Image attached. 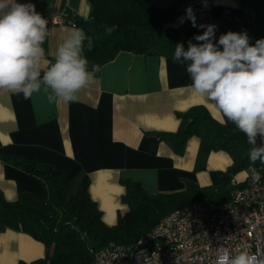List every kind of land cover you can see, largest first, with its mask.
<instances>
[{
	"label": "crops",
	"instance_id": "1",
	"mask_svg": "<svg viewBox=\"0 0 264 264\" xmlns=\"http://www.w3.org/2000/svg\"><path fill=\"white\" fill-rule=\"evenodd\" d=\"M149 1L168 8L173 0ZM17 2L34 4L48 21L43 47L46 60L52 63L67 30L78 28L74 23L87 19L91 10L88 0ZM54 16L60 17V23H52ZM183 20L179 17L177 22ZM211 20L219 34L248 33L252 12L240 0H212ZM172 57L120 51L100 66L93 83L69 104L50 102L43 89L28 99L0 92L2 197L13 202L21 192L45 196L42 180L16 160L60 168L68 190L71 185L78 188L87 177L90 199L108 226L128 211L121 201L125 192L121 181L137 182L150 194L179 192L189 185L212 187L216 177L233 164L228 152L191 136L177 154L156 135L177 131L180 120L176 114L192 106L204 107L218 122L222 118L211 103L193 92L186 65ZM246 174L244 170L232 176L242 182ZM45 252L44 244L27 233L0 231V264L29 263L43 258Z\"/></svg>",
	"mask_w": 264,
	"mask_h": 264
},
{
	"label": "trees",
	"instance_id": "2",
	"mask_svg": "<svg viewBox=\"0 0 264 264\" xmlns=\"http://www.w3.org/2000/svg\"><path fill=\"white\" fill-rule=\"evenodd\" d=\"M88 1L91 5L89 17L74 24L92 38L91 51L88 41L84 42L89 69L94 65L100 68L120 51L173 56L177 44L183 43L187 50L188 41L197 43L193 37L203 33L196 19V27L189 18L177 22L182 17L178 12L180 0H173L168 8L155 7L149 0ZM240 1L252 12L247 34L255 44L257 39L264 38V0ZM112 25L118 27L107 35L105 27ZM176 115L180 120L177 131L156 133L160 139L181 154L188 138L197 136L208 141L214 149L228 152L232 166L216 177L212 187L189 185L174 193L150 194L137 182L121 181L125 188L121 201L128 206V211L119 215L112 226L102 222L101 212L90 199L87 177L75 194H68V180L60 168L16 160V164L42 180L46 190L43 198L21 192L13 202L6 201L0 194V231H22L42 242L46 249L43 258L19 264H90L89 247L98 248L109 242L132 243L162 217L193 201H227L230 177L261 163L259 159L254 163L249 159L251 146L247 136L232 122H218L198 105Z\"/></svg>",
	"mask_w": 264,
	"mask_h": 264
},
{
	"label": "clouds",
	"instance_id": "3",
	"mask_svg": "<svg viewBox=\"0 0 264 264\" xmlns=\"http://www.w3.org/2000/svg\"><path fill=\"white\" fill-rule=\"evenodd\" d=\"M196 27L192 9H187ZM117 25L105 27L111 35ZM202 34L175 46L174 62L186 65L195 94L213 105L221 123L232 122L247 136L249 159L264 163V38L250 43L247 32L228 31L217 39L216 25H200ZM49 34L48 21L31 3L0 0V92L22 94L25 99L41 91L49 93L50 102L73 103L79 93L93 83L99 71L84 55V42L91 51L93 41L81 28H70L57 47L54 63L46 60L43 44ZM42 63L47 67L42 69ZM43 75L41 76V71ZM226 118V120L224 119ZM215 264H264V258L247 247L232 253L225 247L216 249Z\"/></svg>",
	"mask_w": 264,
	"mask_h": 264
},
{
	"label": "built area",
	"instance_id": "4",
	"mask_svg": "<svg viewBox=\"0 0 264 264\" xmlns=\"http://www.w3.org/2000/svg\"><path fill=\"white\" fill-rule=\"evenodd\" d=\"M188 8L199 25H212V0H180L183 18H189ZM51 21L61 19L54 16ZM220 35L215 32L217 39ZM262 144L258 136L256 146ZM246 172L242 182L230 178L227 201H193L162 217L132 243L89 247L90 264H215L220 246L232 255L247 247L264 258V163L250 165Z\"/></svg>",
	"mask_w": 264,
	"mask_h": 264
},
{
	"label": "rangeland",
	"instance_id": "5",
	"mask_svg": "<svg viewBox=\"0 0 264 264\" xmlns=\"http://www.w3.org/2000/svg\"><path fill=\"white\" fill-rule=\"evenodd\" d=\"M77 189H78V188H76V186L73 187V186L71 185V187H70L69 190H68V194H75L76 191H77Z\"/></svg>",
	"mask_w": 264,
	"mask_h": 264
}]
</instances>
